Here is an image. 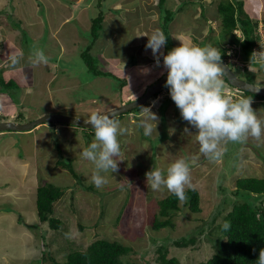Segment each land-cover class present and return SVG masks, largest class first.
Instances as JSON below:
<instances>
[{
    "label": "rangeland",
    "instance_id": "rangeland-1",
    "mask_svg": "<svg viewBox=\"0 0 264 264\" xmlns=\"http://www.w3.org/2000/svg\"><path fill=\"white\" fill-rule=\"evenodd\" d=\"M219 1L0 0V77L13 81L6 91L16 101L0 93V113L24 122L48 112L88 120L93 111L104 113L139 97L167 71L163 57L157 66L151 49L145 47V35L162 31L167 37L161 49L165 55L181 42L214 47L219 39ZM243 1L251 17L259 18L260 7H249L258 3ZM99 13L104 20L90 54L95 67L107 74L98 75L88 69L81 54L93 40L92 24ZM260 31L264 41L262 23ZM34 48L43 50L47 64H33ZM230 54V61L242 67H233L239 76L264 86V68L250 66L245 72L232 48ZM11 56L19 57V63L12 64ZM223 77L224 87L237 96L224 95L232 100L242 97ZM147 103L115 118L128 131L118 136V171L102 172L107 182L99 188L91 180L94 164L82 156L94 140L90 129L47 122L27 131H0V264H49L50 257L65 261L71 250H86L99 238L131 247L126 259L142 263H157L164 248L168 257L183 264L212 256L209 233L218 195L223 193L219 186L233 191L240 176L264 177V132L260 140L249 136L245 143L222 142L227 151L210 162L199 152L198 130L182 119L166 87ZM251 107L264 122V99L252 100ZM142 121L151 124V135H144ZM62 158L72 159L78 177L58 164ZM178 159L190 165L202 210L193 213L181 202L173 225L156 229L159 201L170 192L165 187L153 191L145 173L158 168L166 174ZM48 182L64 189L54 208L62 221L58 229L41 222L38 215L37 190ZM204 224L207 230L201 232ZM189 235L196 242L175 244V239Z\"/></svg>",
    "mask_w": 264,
    "mask_h": 264
},
{
    "label": "trees",
    "instance_id": "trees-1",
    "mask_svg": "<svg viewBox=\"0 0 264 264\" xmlns=\"http://www.w3.org/2000/svg\"><path fill=\"white\" fill-rule=\"evenodd\" d=\"M244 4L242 0L237 2H233L232 0L219 1L216 11L220 20L219 39L215 41L214 48L221 51V60L227 62L233 70L234 66L241 69L242 67L240 68L238 63L229 60L231 57L230 48H232L234 58L237 62H240L239 64L243 66L246 72L251 71L249 69L250 66L260 67L258 60L251 61V55L253 52L264 51V41L260 31V19L251 17L244 9ZM103 20L102 13H99V16L92 24L93 40L81 54V58L88 69L98 75L107 73L95 67L93 64L94 57L90 54V51L99 35V30L102 28ZM16 24L20 23L16 22ZM209 30L213 31L211 27ZM223 78L225 82H228L225 76ZM248 81L253 82L250 79ZM12 83L13 81L9 82L1 76L0 93L5 95L6 100L16 103L15 99L12 98V93L6 91ZM234 88L244 98L252 100L264 99V96ZM228 90L227 88L226 91ZM159 94H156L154 97L156 98ZM231 94L237 96L236 93ZM147 105L148 103L144 106L146 107ZM136 109L126 113H133ZM124 114L115 116L114 118H122ZM6 116L4 112L0 113V120L7 119L8 117ZM19 117L20 114H18ZM90 130L94 135V129ZM154 145L156 146V144ZM58 164L76 175L72 159L62 158L58 161ZM82 185L83 188L95 190L92 185L86 186L84 183ZM219 188L223 193L218 195L220 196V201L216 212L211 216V233H209L214 253L210 258L197 264H258L259 252L261 249H264V177L240 176L236 179V187L233 191L227 189L223 184H220ZM63 194L64 189L51 182L40 185L37 190L36 204L39 218L41 222H49L53 229H58L62 225L61 219L54 215V208L55 203L62 198ZM185 195L187 200L184 202V205L193 213L201 212L200 191L193 186L191 188L186 187ZM180 209L181 201L175 195L169 193L159 201V214L154 220V227L160 229L173 225L172 219ZM225 209L229 210L223 215ZM221 217L222 221L219 222ZM226 221L231 225L227 231L223 229ZM206 228V224H204L199 227V230L204 232L207 230ZM174 242L178 246H187L190 242H196V237L192 235L183 236L175 239ZM73 250H71L65 261H59L50 257L51 262L49 264H183L177 257H168V250L166 248L162 250L157 263H142L127 260L126 257L130 253L131 247L106 238L96 239L86 250Z\"/></svg>",
    "mask_w": 264,
    "mask_h": 264
},
{
    "label": "clouds",
    "instance_id": "clouds-1",
    "mask_svg": "<svg viewBox=\"0 0 264 264\" xmlns=\"http://www.w3.org/2000/svg\"><path fill=\"white\" fill-rule=\"evenodd\" d=\"M145 36L148 37L145 47L151 49L157 66L160 64L159 57H163V67L167 70L164 87L169 90L182 119L198 130L196 139L200 145L199 152L206 159L215 162L224 156L227 149L221 147L222 142L245 143L249 136L260 140L264 132L262 128L264 122L257 118L251 107L252 99L241 97L232 100L225 96L231 91H223L224 69L220 66L221 51L210 45L201 47L181 42L180 46L172 48L165 55L161 49L167 44V37L162 31L157 30L150 36ZM31 56L33 64L49 62L41 49L34 48ZM252 60H258L260 67L264 68V51L253 52ZM11 61L15 65L19 63V57L11 56ZM147 110L151 113L149 109ZM151 114L156 120L155 114ZM15 119L4 120L16 121ZM86 123L94 129V140L83 150L82 156L94 164L95 170L91 180L99 188L107 182L101 175L102 172L118 171L115 159L120 155L118 136L126 134L128 130L121 127L120 121L113 118L112 114H101L96 111L90 114ZM140 126L144 129V135H151L153 131L151 124L142 121ZM145 177L147 186L153 191L165 187L181 202L187 200L185 186L192 187L190 165L185 159L171 163L166 169V174L161 169L152 168L145 173ZM230 227L227 221L223 225L225 231ZM257 261L258 264H264V249L260 250Z\"/></svg>",
    "mask_w": 264,
    "mask_h": 264
},
{
    "label": "water",
    "instance_id": "water-1",
    "mask_svg": "<svg viewBox=\"0 0 264 264\" xmlns=\"http://www.w3.org/2000/svg\"><path fill=\"white\" fill-rule=\"evenodd\" d=\"M220 66L224 69L223 75L227 78L230 85L244 91H249L251 93L264 96V86H259L253 82L243 79L231 68V66L227 62L223 60H221ZM166 79H167V71L161 77H159L155 82L150 84L146 88L145 92L138 98L126 103H121L119 106L109 109L101 114H112L114 118L115 116H119L123 113L144 106L152 97H154L163 89ZM86 121L87 120L85 119L75 116H70L67 114L48 112L28 122H19L14 120H0V131H5V130L27 131V130H32L40 126L41 124L47 122H61L82 128L92 129L91 125L86 123Z\"/></svg>",
    "mask_w": 264,
    "mask_h": 264
},
{
    "label": "crops",
    "instance_id": "crops-1",
    "mask_svg": "<svg viewBox=\"0 0 264 264\" xmlns=\"http://www.w3.org/2000/svg\"><path fill=\"white\" fill-rule=\"evenodd\" d=\"M243 1V0H242ZM252 2H257L258 4H251L250 6L248 5L247 3V6L249 7H260V16H259V19H261L260 23H262V27H263V24H264V3L262 2V0H253ZM245 3V2H244ZM246 5L244 4V9L246 10V12L249 14L248 12V9L245 7ZM250 15V14H249ZM251 16V15H250ZM142 33V32H141ZM133 43V41H132ZM224 89L226 90L227 88L224 87Z\"/></svg>",
    "mask_w": 264,
    "mask_h": 264
}]
</instances>
